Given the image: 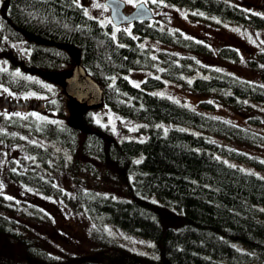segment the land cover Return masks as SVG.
I'll list each match as a JSON object with an SVG mask.
<instances>
[{"label": "trees", "instance_id": "obj_1", "mask_svg": "<svg viewBox=\"0 0 264 264\" xmlns=\"http://www.w3.org/2000/svg\"><path fill=\"white\" fill-rule=\"evenodd\" d=\"M162 1L185 6L193 15L264 29V0L259 10L235 0ZM152 19L135 20L133 33L120 29L114 36L112 24L105 26L88 15L77 0H4L0 42L30 38L25 42L26 63L11 57V69L0 67V83L50 96V88L29 81L23 72L55 70L72 62L70 51L76 50L102 87V102L140 122L145 132L118 139L91 109L74 123L36 109L9 108L0 112V141L23 147L27 163L20 169L11 161L7 175L61 198L97 223L93 236L101 247L96 257L74 259L73 264H244L263 259L264 177L244 169L243 163L264 169V159L246 148L264 149V133L251 127L262 120L251 107L255 101L264 106V49L245 59L256 76L245 77L216 62L239 64L242 58L235 47L213 48ZM145 38L164 45H143ZM136 68L154 73L134 85L125 73ZM166 82L202 98L198 107L169 97L163 91ZM65 99L62 93L46 97V112L65 116ZM220 105L244 115L245 122L216 113ZM36 137L62 150L56 154L49 142L28 141ZM57 169L70 174L85 170L121 185L124 194L94 189L67 194L52 179ZM35 210L20 208L0 194V264H57L53 253L20 229L19 218L32 219ZM107 224L152 239L155 252L146 256L128 251L103 231Z\"/></svg>", "mask_w": 264, "mask_h": 264}, {"label": "rangeland", "instance_id": "obj_2", "mask_svg": "<svg viewBox=\"0 0 264 264\" xmlns=\"http://www.w3.org/2000/svg\"><path fill=\"white\" fill-rule=\"evenodd\" d=\"M86 13L97 18L103 25L112 24V34L117 36L120 29H125L129 33H133L131 24L115 25L111 21L109 8L105 4V0H77ZM144 1L148 5L153 3L154 17L151 22L158 23L168 29H179L187 34H192L198 39L208 42L213 48L221 45H229L235 47L242 61L239 64H234L227 61H217V64L226 66L234 72L245 77H256L255 74L245 65V59L256 52L264 49V29L255 28L249 25L228 21L216 16H199L193 15L192 12L185 6L172 4L162 0H134V3L126 2V9L130 10L138 2ZM250 10H259L261 0H235ZM4 16V0H0V21ZM29 36H25L20 40L3 39L0 42V67L10 68L11 57H16L18 62L26 63L27 50L25 46ZM143 45L159 46L164 45L157 40L142 39ZM141 43V44H142ZM73 61L67 64H62L55 70H43L40 68H27L23 75L29 81L37 80L43 83L47 88L51 89V95L47 96L44 92H39L33 89L24 91L14 90L0 83V112L7 111L9 108H14L20 111L33 110L48 113L53 118H63L66 122H74L80 118L84 110L91 109L95 119L107 125L112 129V132L118 139L129 137H142L145 132L141 131L140 122L125 118L124 116L115 113L104 102L99 104H82L74 97L67 95L64 91V78L71 75L75 64V59L79 55L76 50L70 51ZM211 60V59H209ZM202 61H207V58L202 57ZM20 64L22 67L23 65ZM19 66V67H20ZM18 72V68L12 69ZM21 73V72H20ZM154 73L149 69L136 68L125 73V76L134 85H140L141 80L147 75ZM168 84V82H166ZM166 84V85H167ZM163 91L169 94L168 96L174 99H179L182 103L191 107H198L199 96L185 91L176 84H168L163 88ZM161 89L159 92L164 93ZM63 94L66 100V114L60 116L55 112H46L44 99L46 97H55L57 94ZM164 93V94H166ZM166 94V95H167ZM5 101V103H3ZM260 101H255L251 107L252 113H257L262 120L259 124L251 126L253 129L264 133V106ZM218 114L225 116L231 121L245 122L244 115L231 110L223 105L218 106L215 111ZM81 124V123H79ZM85 129V128H83ZM17 131V130H13ZM32 142H44L55 149V153L59 154L61 147L55 142H50L47 139L43 140L38 137L28 139ZM247 149L253 150L264 159V149ZM27 156L23 147H14L11 144H5L0 141V194H3L11 202L16 203L20 208H35L37 212H32L34 218L26 219L19 218L22 224L21 230L26 235L35 238L43 248L53 253L58 262L57 264H73L74 259L81 257H96L101 245L100 242L93 236V232L98 228L97 223L87 215L83 210H79L67 204L61 198H53L42 194L33 187L23 185L10 179L7 175L10 169V162L14 161L20 166V169L26 167ZM85 160H81V165H84ZM54 164V162H52ZM96 165V163L94 162ZM244 165L246 169L244 168ZM243 168L264 177V169L256 168L243 163ZM58 170V169H57ZM52 179L62 191L67 194L75 193L79 189H94L102 192H111L121 196L124 194L121 185L115 182L104 179L102 177H94L85 170L77 171L75 174H70L68 170H58L51 173ZM18 216V215H16ZM19 217V216H18ZM103 231H106L111 238L121 244L125 249L131 252L139 253L146 256H151L155 251L153 249L154 242L148 237L130 233L116 226L107 224ZM120 245V246H121ZM240 249L247 250L246 246L237 243ZM246 248V249H245ZM244 264H264V258L260 260L249 261Z\"/></svg>", "mask_w": 264, "mask_h": 264}, {"label": "water", "instance_id": "obj_3", "mask_svg": "<svg viewBox=\"0 0 264 264\" xmlns=\"http://www.w3.org/2000/svg\"><path fill=\"white\" fill-rule=\"evenodd\" d=\"M105 4L109 8L111 20L115 25L153 17L151 7L144 1L138 2L129 13L124 12L125 0H105ZM64 82L65 93L82 104H99L103 100L102 87L87 73L78 56L71 75L66 76Z\"/></svg>", "mask_w": 264, "mask_h": 264}, {"label": "flooded vegetation", "instance_id": "obj_4", "mask_svg": "<svg viewBox=\"0 0 264 264\" xmlns=\"http://www.w3.org/2000/svg\"><path fill=\"white\" fill-rule=\"evenodd\" d=\"M134 8V7H133ZM133 8H131L130 10H127L126 9V2H125V7H124V12L125 13H129V12H131L132 10H133ZM150 19H152V18H150ZM133 23V21L132 22H128L127 24H132ZM126 24V23H125Z\"/></svg>", "mask_w": 264, "mask_h": 264}, {"label": "snow or ice", "instance_id": "obj_5", "mask_svg": "<svg viewBox=\"0 0 264 264\" xmlns=\"http://www.w3.org/2000/svg\"><path fill=\"white\" fill-rule=\"evenodd\" d=\"M128 3H134V0H127ZM139 162V161H138Z\"/></svg>", "mask_w": 264, "mask_h": 264}]
</instances>
